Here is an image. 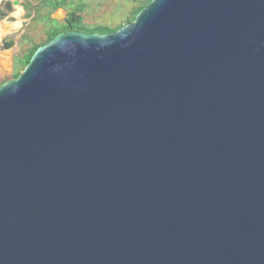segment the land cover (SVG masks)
Returning a JSON list of instances; mask_svg holds the SVG:
<instances>
[{
  "label": "water",
  "instance_id": "water-1",
  "mask_svg": "<svg viewBox=\"0 0 264 264\" xmlns=\"http://www.w3.org/2000/svg\"><path fill=\"white\" fill-rule=\"evenodd\" d=\"M0 264H264V0H152L0 85Z\"/></svg>",
  "mask_w": 264,
  "mask_h": 264
},
{
  "label": "rangeland",
  "instance_id": "rangeland-1",
  "mask_svg": "<svg viewBox=\"0 0 264 264\" xmlns=\"http://www.w3.org/2000/svg\"><path fill=\"white\" fill-rule=\"evenodd\" d=\"M18 2L22 11H18L17 6H12V2ZM41 0H0V85L12 79L14 71L17 69L16 58L32 45H41L45 39L46 24L41 15H46L47 11L40 8L37 15L33 7L38 6ZM137 0H66L67 4H72V9L81 6V11L77 14L81 17V23L87 27H109L111 29L125 23L132 7ZM10 3V11H7L4 4ZM29 4L30 12L23 9V5ZM68 9H59L52 12L50 16L56 21L65 19ZM29 13V14H28ZM59 14V16H57ZM20 22V27L14 25ZM12 42V46L4 49L6 42Z\"/></svg>",
  "mask_w": 264,
  "mask_h": 264
},
{
  "label": "trees",
  "instance_id": "trees-1",
  "mask_svg": "<svg viewBox=\"0 0 264 264\" xmlns=\"http://www.w3.org/2000/svg\"><path fill=\"white\" fill-rule=\"evenodd\" d=\"M152 0H137L136 5L132 7L126 21L121 26H118L116 28H109V27H103V26H97V27H87L84 26L81 23V17L77 14V11H81L82 7H76L72 9V4H67L66 0H41L38 6L33 7V10L38 15L40 13V8H43L47 11L46 15H41V18L45 21L46 24V31H45V39L44 42L41 45H32L29 49L25 51L22 55L18 56L16 58V65L17 69L14 71L12 79H15L18 77V75L21 73V71L27 66L29 63L31 57L35 53V51L42 45H45L49 41H51L54 37L61 33L65 32H81V33H87V34H99V35H106L109 33H113L121 29L122 27L131 24L137 14L142 11L146 5H148ZM29 4L23 5V9L27 12H30V9L28 7ZM4 7L7 11H10V3L7 2L4 4ZM70 11L67 12V15L65 19L62 21H56L54 20L50 14L52 12H55L59 9H68ZM29 14V13H28ZM0 16H3L0 15ZM12 46V42H6L3 45L4 49H8Z\"/></svg>",
  "mask_w": 264,
  "mask_h": 264
},
{
  "label": "clouds",
  "instance_id": "clouds-1",
  "mask_svg": "<svg viewBox=\"0 0 264 264\" xmlns=\"http://www.w3.org/2000/svg\"><path fill=\"white\" fill-rule=\"evenodd\" d=\"M18 11H22V9L19 8V6H17ZM14 27H20V22L17 21V23L14 25Z\"/></svg>",
  "mask_w": 264,
  "mask_h": 264
}]
</instances>
